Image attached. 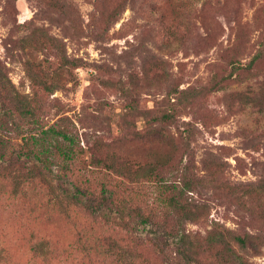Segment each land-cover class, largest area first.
Wrapping results in <instances>:
<instances>
[{"label":"rangeland","instance_id":"rangeland-1","mask_svg":"<svg viewBox=\"0 0 264 264\" xmlns=\"http://www.w3.org/2000/svg\"><path fill=\"white\" fill-rule=\"evenodd\" d=\"M262 39L264 0H0V264H78L82 245L125 228L142 240L134 247L140 264L178 262L174 241L167 263L155 254L147 239L156 229L138 215L173 223V211L156 200L171 195H160V180L176 179L187 155L182 144L203 176L188 194L203 216L185 230L202 235L215 226L251 236L252 246L237 254L264 264V60L246 67ZM169 112L170 122L154 121ZM51 124L71 133L86 160L113 155L130 171L158 164L157 177L132 185L102 165L86 172L93 198L113 191L112 204L94 216L81 198L65 217L46 195L34 201L22 189L13 197L8 170L27 171L25 150H39L28 134L48 147L43 132ZM48 149L45 179L57 197L71 195L75 177L63 176ZM39 240L49 259L34 252Z\"/></svg>","mask_w":264,"mask_h":264},{"label":"trees","instance_id":"trees-1","mask_svg":"<svg viewBox=\"0 0 264 264\" xmlns=\"http://www.w3.org/2000/svg\"><path fill=\"white\" fill-rule=\"evenodd\" d=\"M114 13H116V10H111L107 19H110ZM62 59L64 63L62 66L67 67L70 65L68 60L65 58ZM261 60H264V39L258 43L246 67L251 68L255 62ZM3 70L4 68L0 66V83L4 81L5 74ZM45 89H47L48 92L53 90V88L46 86ZM16 110L18 114H23L21 108ZM8 111L7 108L6 113L3 112L4 115H10ZM173 116V112L166 114L161 113L154 118V121L160 124L168 123L173 119ZM43 134L49 135L50 140L47 142L48 147L54 149L58 159L61 160L60 170L63 176L68 173L70 176L75 177L70 184L73 193L71 195L66 194L63 197H57L52 187L49 185V182L46 181L43 170H47L48 165L51 163L47 156L51 151L46 146L43 148L42 143L44 139L37 138L34 134H30V136L28 134V144L33 147H38L39 150L34 152L32 150H25V152L31 154V156L26 154V158L31 157L32 160L26 172H22V168H19L17 165H14L13 171L8 170L7 174L9 176H7V178H9L11 182L10 191L14 197L17 193L21 194V192H19L20 190L26 189L27 194L30 197H34L32 199L34 201L45 195L49 198L51 197V206L56 209L58 214L65 217L71 216L73 212L71 206L74 207L80 203V198L84 200L82 208L89 216H94L101 209L108 206V204H112L111 196L113 195V191L102 188L93 198V195L88 191L90 181L82 177L86 176V172L96 170L101 165L105 173L114 175V177L117 178L128 179L127 181L132 185H137L143 180L145 181L157 177L155 171L157 169L156 167L159 166L158 164L153 166L146 163L138 166L135 171H130L127 163L125 164L122 159L116 156L114 157L113 155L106 156L103 163L98 160H92L93 158L86 160L80 148H78V142L74 140L71 133L62 128L55 127L53 124L49 125ZM4 144L5 143L0 141V147L3 148ZM181 146H183V151H185L187 155H185V162H179L177 169H175L173 176L176 179L169 182V184H167V181L165 180V182L164 179L160 180L165 192H162L160 195L165 196L168 191L171 195L167 196L166 201L162 199L156 200L157 204L162 205V209L166 212L167 209H171L173 211L172 216L175 217V219L171 224L172 227H170L169 221L166 220L167 217H164L160 226L155 222V217L153 216L155 213L152 212L151 215H138L140 224L156 229L155 232L153 231L154 237L147 239V242H149L155 254L166 262L165 250L168 245H170L168 242L174 241L175 257L178 261L174 264H248L237 254V251H243L251 247L253 237L239 235L235 231H229L215 226L202 235L185 230L184 226L186 223H195L203 216V207L196 205V201L192 200L190 195H188L189 193L192 194L195 192L197 185L203 181V176H198L195 171L192 151L184 144ZM43 154L44 156H42ZM137 171L138 173L136 174ZM172 171L174 172V170ZM1 175L0 179L2 178ZM79 175L80 178H77ZM128 189L129 195L135 194L133 188L128 187ZM25 209L28 210V212H33L30 202ZM120 223L121 227L126 225L128 227L127 222L121 221ZM114 226L119 228L118 224H114ZM141 243L142 240L134 238L131 232H128L126 228L123 235L117 231L101 239L95 237L81 246L82 259L77 263L140 264L138 253L134 252V247ZM0 252L2 253L3 251L0 249ZM34 252L44 259H49L51 254L44 240H39L35 244ZM3 254H5V252H3Z\"/></svg>","mask_w":264,"mask_h":264}]
</instances>
